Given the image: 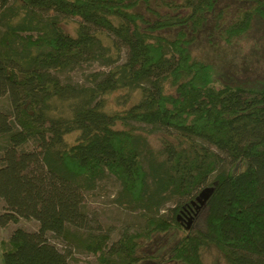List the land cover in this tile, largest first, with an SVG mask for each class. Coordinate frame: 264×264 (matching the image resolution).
<instances>
[{
	"label": "trees",
	"instance_id": "trees-1",
	"mask_svg": "<svg viewBox=\"0 0 264 264\" xmlns=\"http://www.w3.org/2000/svg\"><path fill=\"white\" fill-rule=\"evenodd\" d=\"M240 1L233 23L215 25L228 45L254 16L264 25V0ZM217 2L0 0V227L15 225L1 264H70L75 251L142 264L153 258L140 242L172 231L167 263L202 264L213 245L227 264H264V84L220 83L190 50ZM69 17L74 35L59 25ZM91 63L106 70L63 77ZM108 178L136 216L116 241L85 202Z\"/></svg>",
	"mask_w": 264,
	"mask_h": 264
},
{
	"label": "rangeland",
	"instance_id": "rangeland-1",
	"mask_svg": "<svg viewBox=\"0 0 264 264\" xmlns=\"http://www.w3.org/2000/svg\"><path fill=\"white\" fill-rule=\"evenodd\" d=\"M179 2L180 0H174ZM247 7L245 2L240 0H218L213 13L208 15L206 25L199 30L196 39L190 46L192 54L202 59L215 68L214 77L220 83L240 85L245 87H260L264 84V25L257 16L252 18L251 26L244 34L235 38L231 45L226 44L221 37V29L233 23L243 9ZM220 12V13H219ZM218 16L217 22L216 17ZM77 17L61 18L59 25L70 35L76 33L78 24ZM220 25V30L215 25ZM162 34L168 38H173L175 31L165 30ZM103 36V34L101 35ZM106 70L98 63L83 64L64 74L73 83H84L85 76L96 71ZM123 92H116L107 97V105L111 110H121L118 101L121 100ZM133 101L126 104L129 106ZM150 145L153 148L159 147V135L148 136ZM117 182L113 178H108L99 182L98 187L86 194L85 202L89 209L97 214L100 225L105 230H109L112 241H116L124 229L133 231L136 222L135 213L123 210L113 202V197L117 190ZM2 203H0V213ZM204 214V208L200 209L199 216ZM17 226L33 231L37 228V223L33 220H20ZM15 228L10 224L0 227V264L1 251L8 241L9 234ZM179 232L159 235L151 243L143 240L137 251L139 256H151L153 260H145L142 264H173L162 260V253L177 240ZM202 264H227L220 251L213 245H207L201 250ZM70 264H99L98 254L84 251H75L69 259Z\"/></svg>",
	"mask_w": 264,
	"mask_h": 264
},
{
	"label": "water",
	"instance_id": "water-1",
	"mask_svg": "<svg viewBox=\"0 0 264 264\" xmlns=\"http://www.w3.org/2000/svg\"><path fill=\"white\" fill-rule=\"evenodd\" d=\"M211 192H212V187H206L202 191H200L198 196L195 198V202H194L195 204H197V208L205 203Z\"/></svg>",
	"mask_w": 264,
	"mask_h": 264
}]
</instances>
